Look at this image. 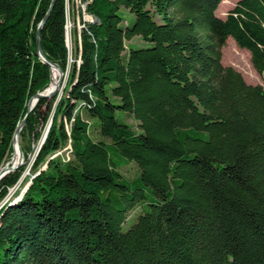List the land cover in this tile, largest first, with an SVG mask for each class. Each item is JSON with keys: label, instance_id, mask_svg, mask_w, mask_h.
Masks as SVG:
<instances>
[{"label": "trees", "instance_id": "1", "mask_svg": "<svg viewBox=\"0 0 264 264\" xmlns=\"http://www.w3.org/2000/svg\"><path fill=\"white\" fill-rule=\"evenodd\" d=\"M51 3L0 0V170L15 163L29 100L60 86L36 48ZM219 4L90 1L79 65L56 106L39 99L19 133L25 158L52 119L29 187L0 208V264H264V88L221 63L231 38L264 79V0H238L224 18ZM65 12L54 0L40 31L62 71ZM134 37L150 46L124 58ZM67 145L71 160L50 159ZM129 163L132 181L119 172ZM24 170L0 180V201Z\"/></svg>", "mask_w": 264, "mask_h": 264}, {"label": "rangeland", "instance_id": "2", "mask_svg": "<svg viewBox=\"0 0 264 264\" xmlns=\"http://www.w3.org/2000/svg\"><path fill=\"white\" fill-rule=\"evenodd\" d=\"M237 1L238 0H225L226 4H219L216 10V16L219 18H224L228 10L231 9ZM89 2L90 0H65V6H66L65 47L68 53V60H67L68 66L66 67L65 71L61 70L63 72L62 79L60 80L58 78V81L60 80L59 81L60 89H57V93L55 95L56 98L54 97L51 99V100L55 99L54 106H56L58 99H60V97L62 96L65 90L67 80L69 77L70 64L75 62L76 65H79L80 63V57L75 56V48L77 44H79L80 46L81 31L85 28V24H91L95 21V20L93 22L91 21L92 16L88 14L86 11V7L89 4ZM121 12H123V14L125 15L126 17L125 19L127 20L128 24H132L134 20V16L123 10ZM149 46H150L149 43L144 42L139 37H134L130 41L126 42V49L123 54V57L124 58L126 57L130 47L147 48ZM221 55H222L221 63L223 66H229L235 69L237 72L241 74V76L243 77L246 83L251 85H260L264 88V79L253 69L250 62V54L246 50L238 48L231 38L227 40L225 46L222 48ZM117 118L119 119V121L128 124L132 128H136V123L132 120V118L129 115L118 112ZM51 122L52 119L49 120L47 127L43 131L44 133L42 132L41 138L37 142L31 144V149H30L31 152L26 155V157L23 160V165L21 166V167H25L24 173L17 182V184L8 189L7 195L0 201V208H2L6 203L10 204L13 203L14 201L19 200L23 196L22 195L23 191L27 190L25 188L29 187L31 182L30 169L34 162L35 156L40 149L41 141L43 140L46 131L49 130L48 126L51 125ZM92 136L96 140L99 139L96 133H93ZM18 143L20 148L21 147L20 145H22L20 139ZM52 158H60V161L62 163L71 160L70 146L67 145L62 151H59L58 153L51 155L50 159ZM119 172L121 173L124 179L128 181H132L138 176L139 171L134 163H129L128 165L122 167L119 170ZM140 211H141L140 206H136L132 211H130V213L127 216L126 223L123 226L122 229L123 231H126L135 222Z\"/></svg>", "mask_w": 264, "mask_h": 264}, {"label": "water", "instance_id": "3", "mask_svg": "<svg viewBox=\"0 0 264 264\" xmlns=\"http://www.w3.org/2000/svg\"><path fill=\"white\" fill-rule=\"evenodd\" d=\"M53 2H54V0H52V3H51V5H50V8H49V10H48V12H47L45 18L41 21V23H40L39 26H38V29H37V32H36V48H37V54H38L39 58L42 60L43 63H45V64L49 67V69H50V73H51V71H52V67H54V68L58 71V73H59V79L61 80L62 77H63V72L61 71V69H60L56 64L49 62V61L45 58V56H44V54H43V52H42V50H41V46H40V31H41V28H42L43 24L45 23L47 17L49 16V13H50L51 10H52ZM60 80H59V81H60ZM50 83H51V78H50ZM59 83H60V82H59ZM56 93H57V89H54V90H52V91H50V92L47 91V89H46V90L43 91L42 93H39V94L35 95L34 97H32V98L29 100L28 105H27V112H26V114H25L23 120L17 125L16 130H15V132H14V136H13V140H12L13 153H14V148H15V147H14V141H15L17 138H19V133H20L21 129L23 128V126H24L25 123H26V118H27L28 114L32 111V109L35 107L37 101H38L39 99H47V100H51L52 98L55 97ZM49 128H50V125L48 126V129H49ZM47 132H48V131H46V133H47ZM46 133H45V136H46ZM45 136H44V138H45ZM44 138H43V140L41 141V144L43 143ZM18 150H19V158H18V162H17L15 165H10V163H7V164L3 167V169L0 170V179H2L5 175H7V174H9V173H11V172H14V171L17 170L20 166L23 165V161H22V160H23V154H22V151H21L20 148H19V145H18ZM9 165H10V166H9ZM27 188H28V187H27ZM27 188H25V189H27ZM24 192H25V190L23 191V193H24ZM22 195H23V194H22ZM22 195H21V196H22Z\"/></svg>", "mask_w": 264, "mask_h": 264}, {"label": "bare ground", "instance_id": "4", "mask_svg": "<svg viewBox=\"0 0 264 264\" xmlns=\"http://www.w3.org/2000/svg\"><path fill=\"white\" fill-rule=\"evenodd\" d=\"M91 1V0H90ZM90 3V2H89ZM53 68L54 67H52V71H51V73H53ZM58 75H59V73H58ZM51 83H52V78H51ZM60 83H59V81L57 82V85H59ZM56 89H60V86L58 87V88H56ZM47 91H49L50 92V87L47 89ZM18 141H19V138H17L15 141H14V153L16 152V146H17V157H16V160H15V163L14 164H12L11 162H9L10 163V165H15L17 162H18V158H19V150H18ZM23 160H24V157H23ZM22 160V161H23ZM9 165V166H10Z\"/></svg>", "mask_w": 264, "mask_h": 264}]
</instances>
